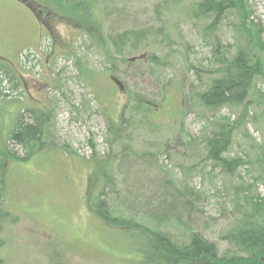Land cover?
Here are the masks:
<instances>
[{
    "label": "rangeland",
    "instance_id": "rangeland-1",
    "mask_svg": "<svg viewBox=\"0 0 264 264\" xmlns=\"http://www.w3.org/2000/svg\"><path fill=\"white\" fill-rule=\"evenodd\" d=\"M162 1L99 0L94 8L63 0H0V67H9L18 82L11 97L0 94V158L5 151L10 155L9 134L20 114L28 108L52 113L51 145L25 161L18 157L27 149L15 148L16 156L7 155L2 164L8 187L0 264H141L131 240L103 221L94 201L103 197L114 214L152 224L147 202L133 198L153 192L155 200L166 196L168 186L194 205L189 217L199 221L194 229L220 253L229 249L222 233L231 216L230 187L200 146L208 116L185 106L191 83L201 82L196 68L211 65L212 45L201 22L184 16L183 6L196 0H184L182 14L176 6L164 11ZM248 11L264 43V0H248ZM231 14V22L223 20L214 34L230 49L239 44L233 27L237 13ZM143 26L151 29L147 37L117 52L113 38ZM153 53L166 64L149 63ZM257 90L251 95L260 101L250 110L255 118L264 109V77ZM136 96L151 103L152 111L144 120L137 114L131 118L126 137L110 145V124L120 126L133 114ZM246 127L253 138L245 142L237 135L241 148L254 140L264 143V116ZM125 147L137 156L131 158L132 177L120 166ZM104 159L113 163L117 192L104 185L99 165ZM149 186L153 189L146 191ZM257 191L264 194V185ZM182 222L169 223L180 236L188 231Z\"/></svg>",
    "mask_w": 264,
    "mask_h": 264
},
{
    "label": "trees",
    "instance_id": "trees-1",
    "mask_svg": "<svg viewBox=\"0 0 264 264\" xmlns=\"http://www.w3.org/2000/svg\"><path fill=\"white\" fill-rule=\"evenodd\" d=\"M63 1L73 5L85 2L94 8L99 6V0ZM183 2L184 0H163L161 7L167 11L176 6L177 11L179 9L182 14L179 6ZM183 8L186 19L201 22L202 34L204 33V38L212 45L211 65L204 69L196 68L198 80L201 82L191 83L185 106L201 109L200 112L208 116L200 146L205 158L212 162L215 170H219L230 187L228 202L231 206V216L229 226L222 233V238L230 245L229 249L220 253L215 243L194 229L195 223H199L196 215L189 218L194 205L189 203L181 192L172 190L170 186L166 187V196L155 200L151 199L153 192L138 193L139 195L133 198L147 202L144 204L145 208L154 213L152 217L155 221L152 224L136 220L135 216L114 214L116 210L109 209L103 197L94 201V207L103 221L117 227L131 240L130 248L137 253L141 264H264V194L257 191V185H264V143L254 140L248 145L249 148L243 149L241 146L245 145L236 139L237 135L245 142L252 139L247 124L258 123L264 116V109L258 118L250 114L252 105L260 104V101L254 100L251 95L258 91V79L264 77V43L259 30L250 19L248 0H196ZM235 12L237 22L233 21V27L239 44L236 43L237 45L230 49L214 34L223 20L230 21L229 15ZM156 15L160 17L158 11ZM126 19L125 16L121 20L122 23H125ZM150 31L149 26L123 30L113 38L117 52L126 44L141 42ZM160 56L153 53L148 62L158 66L165 65V60ZM200 70L206 75L204 79ZM0 75V94L11 97L18 87V82H14V74L9 67H0ZM261 103H264V99ZM225 108L230 111V115L222 114ZM132 111L130 117L123 118L120 126L110 124L108 131L112 138L107 139L110 145L121 143L126 137V126L130 124L131 118L137 114L142 115L144 120L143 117H147L152 111V105L136 96ZM25 112L27 113L24 115L20 114L12 133L9 134L10 155L5 151L0 158V219L7 214L2 207L8 187V178L2 164L7 155L16 156L12 150L24 147L27 149L26 155L18 159L25 161L31 152L34 154L51 145L52 131L49 123L52 113L44 109L30 108ZM259 126L262 127V123ZM187 144L191 145L188 141ZM235 146H238V150L231 156ZM124 149L120 166L125 165L127 177H132L135 169L132 168L131 158L137 156L131 155L128 147ZM112 164L111 160L104 159L99 163L100 173L103 174L104 185L112 192H117V183L111 171ZM243 167H247L245 175L240 171ZM151 189V186L145 188L146 191ZM181 219L186 220V223L180 221ZM177 222L184 224L188 230L187 234L180 236L172 229L175 225L169 223Z\"/></svg>",
    "mask_w": 264,
    "mask_h": 264
}]
</instances>
